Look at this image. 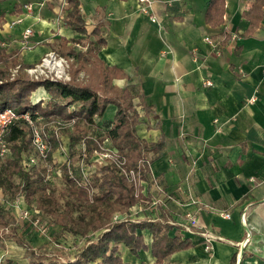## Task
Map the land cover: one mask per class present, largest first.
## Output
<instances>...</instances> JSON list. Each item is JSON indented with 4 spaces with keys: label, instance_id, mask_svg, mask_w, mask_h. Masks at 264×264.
Instances as JSON below:
<instances>
[{
    "label": "crops",
    "instance_id": "crops-1",
    "mask_svg": "<svg viewBox=\"0 0 264 264\" xmlns=\"http://www.w3.org/2000/svg\"><path fill=\"white\" fill-rule=\"evenodd\" d=\"M75 1L88 34L67 26L72 10L67 0H0V48L16 53L24 65L50 51L79 64L95 41L92 31L99 29L105 45L97 57L123 73L112 84L131 92L137 134L149 144L160 143L146 155L149 171L136 190L139 202L116 213L112 223L160 222L168 225V237L190 243L164 264H264V0H151L150 15L141 12L140 0ZM26 29L33 31L27 39ZM207 36L220 43L221 55ZM33 97L50 99L42 88ZM116 109L109 106L91 134L101 135ZM155 200L159 204L148 209ZM14 201L0 189V204L14 218L0 231V264L76 260L80 237L82 244L68 258L46 261L35 258L38 245L33 253L21 248L19 228L29 220L19 219ZM189 213L220 238L212 250L185 229ZM227 213L230 218L223 216ZM137 233L148 248L136 256L118 244V255L127 264H154L152 233Z\"/></svg>",
    "mask_w": 264,
    "mask_h": 264
},
{
    "label": "trees",
    "instance_id": "trees-1",
    "mask_svg": "<svg viewBox=\"0 0 264 264\" xmlns=\"http://www.w3.org/2000/svg\"><path fill=\"white\" fill-rule=\"evenodd\" d=\"M72 10L69 13L67 26L81 34H88L80 12V3L67 0ZM257 7L260 5L257 4ZM254 25V24H251ZM95 41L86 50V61L71 64V81H53L50 79L33 81L24 72L30 65L22 64L16 53L0 48V108H11L17 113L38 112L48 121L46 128L51 147L48 157L29 170L23 168L27 156L36 154L30 127L22 120L12 124L4 140L9 146L11 157L0 167V189L2 195L13 201L20 194L26 203L38 209L44 218L60 227L62 231L83 241L75 261L62 263L52 261H33L30 264H127L118 255V244L126 245L134 255L148 247L143 235L138 230H149L153 235L152 251L156 258L154 264H164L166 258L175 252L190 247L188 241L179 237L167 236L168 225L155 223L114 222L116 213L125 214L135 206L140 198L134 187L120 173L113 163L99 165L93 156L101 148L104 138H109L112 145L127 159L131 168L139 167L141 160L142 176L147 178L149 165L146 155L158 150L159 144H149L137 134L139 115L135 109L133 96L127 89L112 84L116 78L123 77L118 69L105 66L97 57L99 47L105 45V39L99 29L92 31ZM19 67L14 80H7L12 69ZM88 76L86 83L77 81L81 72ZM50 96V99L37 100L33 97L38 89ZM117 109L111 124H104L101 135L91 134L92 125L106 116L109 106ZM75 120L73 126L57 131L54 122ZM62 137L69 139L66 162L61 169L67 188L53 189L48 165L61 148ZM84 161L91 166L93 173L86 186L80 185L69 175L72 170L81 176L79 164ZM150 163V162H149ZM55 175V174H54ZM84 205L85 215L78 216L76 211ZM14 223L11 213L0 204V231ZM17 227H12L15 233Z\"/></svg>",
    "mask_w": 264,
    "mask_h": 264
},
{
    "label": "built area",
    "instance_id": "built-area-1",
    "mask_svg": "<svg viewBox=\"0 0 264 264\" xmlns=\"http://www.w3.org/2000/svg\"><path fill=\"white\" fill-rule=\"evenodd\" d=\"M141 12L147 15L151 14L152 1L151 0H140ZM153 22H156L157 19L154 16H150ZM20 21V20H19ZM16 23H12L11 26ZM32 29H26L24 33V38L27 39L32 35ZM235 40V37H233ZM205 41L209 43L214 52L217 55H221V45L218 41L213 39L210 36L205 37ZM71 63L70 60L55 51H50L46 53L36 64L31 65L24 69L25 73L29 76V78L33 81H42V80H53V81H62L69 82L71 81L70 75ZM19 70H13L11 72V79L15 77ZM240 74H244V70H239ZM207 85H212L211 81H206ZM255 98H251L250 102H254ZM24 121L31 129L33 145L35 148L36 154H32L27 156L23 161V168L25 170H29L31 167L37 165L40 161H44L48 157V152L51 147L50 136L46 130L48 123L40 124L46 122V119L41 116L38 112H24L17 113L11 108H0V156L6 157L11 154L9 150L8 144L4 140V136L8 130V128L18 121ZM75 120L70 122H66L63 120H56L54 122V129L60 131L61 129L73 126ZM62 147V143H61ZM101 149L96 151L93 156V161L99 165H105L108 163H113L120 173L127 179L129 183H131L134 187H138L142 180V165L145 163V160H141L139 163V167L131 168L128 165L127 159L124 155L119 153L118 149H116L109 138H104L101 142ZM48 165V171L57 169L56 165L52 163V165ZM79 168L81 171V176L78 177L72 170H69V175L71 178L76 179L80 185L86 186L88 181L91 179L93 170L91 166L86 165L84 161L79 164ZM60 173L61 170H58ZM138 196V192H137ZM24 195L20 194L18 198L12 204V207L19 212V219H29L30 217H34L31 224L33 226H41L40 231L42 233H46L47 227L45 224H42L41 212L39 210L33 209L35 211L32 212L28 206H26ZM193 203L199 204L198 201L194 200ZM159 204L158 200L151 202L148 206V209H154ZM202 209V205L200 210ZM139 211H144L142 207L139 208ZM225 218H230V214H224ZM185 229L196 235H200L205 240L206 249L208 251L212 250L213 242L215 240H219L220 238L213 235L209 230H207L199 221L198 216L195 213H189L187 215V224L184 225Z\"/></svg>",
    "mask_w": 264,
    "mask_h": 264
},
{
    "label": "rangeland",
    "instance_id": "rangeland-1",
    "mask_svg": "<svg viewBox=\"0 0 264 264\" xmlns=\"http://www.w3.org/2000/svg\"><path fill=\"white\" fill-rule=\"evenodd\" d=\"M15 69H12L9 72V74L7 75V80H14L17 77L19 72H17V74L15 75L13 79H11V72ZM84 79L87 80V77L84 73H81L77 76V80L81 83L85 82ZM45 123H48V121L44 123H40V124L43 125ZM68 142L69 140H67V138L64 137L63 142H62V147L56 153V155L54 156L55 159L52 162L54 165L57 166L56 167L57 169H54V171L50 173V177L52 179L51 182H52V185L54 186L53 189H55L56 191L67 188V183L64 178V172L61 169V167L64 164V162H66V153H68ZM2 161L4 160L0 158V167H2V164H3ZM52 163L50 165H52ZM58 170H61V172L59 173ZM32 212L35 213L34 210H32ZM76 215L78 216L85 215L84 205L79 206V208L76 211ZM34 217L35 216L30 217L28 220L32 222V220H34ZM41 217H42L41 223L45 224L47 227L46 233H42L40 231L39 228H41V226H33L29 221H28L29 224H24L22 226L20 225L21 227L19 226L20 234L22 235L21 236L22 238H20V241H21L20 244L24 246V247L21 246V248L23 249L26 248L28 249L29 253L30 252L33 253V251H31L32 248L38 245L36 248L37 249L36 251L38 254L36 255L35 258L43 259L46 261H50L55 258L57 259L58 258H68V256L69 257L73 256L72 255L73 252L78 246L82 244V241L78 237H74L71 234L62 231L60 227H57L53 223L50 222L51 219L44 218L42 215ZM17 234L19 235V231ZM5 236L11 237L13 240L18 239L17 238L18 236L12 237L8 234L4 235V237Z\"/></svg>",
    "mask_w": 264,
    "mask_h": 264
}]
</instances>
